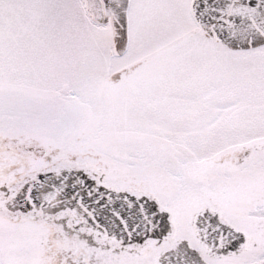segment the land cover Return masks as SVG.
Returning a JSON list of instances; mask_svg holds the SVG:
<instances>
[{"label":"snow or ice","instance_id":"6c2138e0","mask_svg":"<svg viewBox=\"0 0 264 264\" xmlns=\"http://www.w3.org/2000/svg\"><path fill=\"white\" fill-rule=\"evenodd\" d=\"M0 264H264V0H0Z\"/></svg>","mask_w":264,"mask_h":264}]
</instances>
